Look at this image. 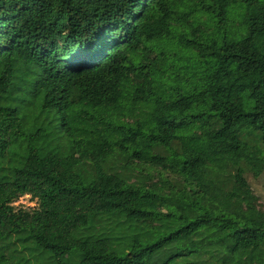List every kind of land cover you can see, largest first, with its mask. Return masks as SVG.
<instances>
[{"label": "trees", "instance_id": "1", "mask_svg": "<svg viewBox=\"0 0 264 264\" xmlns=\"http://www.w3.org/2000/svg\"><path fill=\"white\" fill-rule=\"evenodd\" d=\"M248 175L264 0H0V264H264Z\"/></svg>", "mask_w": 264, "mask_h": 264}, {"label": "rangeland", "instance_id": "2", "mask_svg": "<svg viewBox=\"0 0 264 264\" xmlns=\"http://www.w3.org/2000/svg\"><path fill=\"white\" fill-rule=\"evenodd\" d=\"M247 180L255 195L258 197L260 205L264 209V175L258 179H253L248 175ZM19 203L22 205H30L28 198H22Z\"/></svg>", "mask_w": 264, "mask_h": 264}]
</instances>
